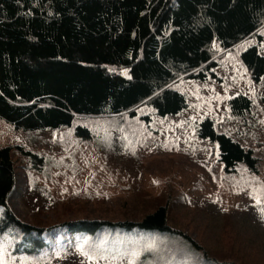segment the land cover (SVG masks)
I'll list each match as a JSON object with an SVG mask.
<instances>
[{"label":"rangeland","instance_id":"obj_1","mask_svg":"<svg viewBox=\"0 0 264 264\" xmlns=\"http://www.w3.org/2000/svg\"><path fill=\"white\" fill-rule=\"evenodd\" d=\"M253 44L264 55V27L225 51L214 43L218 78L175 80L173 87L188 102L175 114L159 115L144 103L135 116L85 117L39 129L0 118V146H10L15 166L9 205L22 221L50 226L138 220L163 205L169 225L200 245L192 257L169 235L89 236L56 228L43 234L55 247L36 257L12 256L0 236L4 264H264V75L255 82L240 59ZM238 93L252 100L243 116H235L229 103ZM206 116L218 131L253 150L256 173L243 162L225 171L217 143L198 134ZM77 124L91 135L77 134Z\"/></svg>","mask_w":264,"mask_h":264},{"label":"trees","instance_id":"obj_2","mask_svg":"<svg viewBox=\"0 0 264 264\" xmlns=\"http://www.w3.org/2000/svg\"><path fill=\"white\" fill-rule=\"evenodd\" d=\"M262 27L264 0H0V118L17 128L39 129L85 117L135 116L144 103L159 115L178 113L188 102L173 82L218 78L213 44L231 49ZM240 59L259 81L264 55L258 46H248ZM229 103L235 116H243L252 100L238 93ZM75 132L91 135L81 124ZM198 134L217 143L225 171H235L238 162L258 171L253 150L218 131L211 117L199 122ZM15 185L10 146H0V236L14 257L48 254L55 245L43 234L56 228L89 236L169 235L191 257L200 247L169 225L163 205L138 220L81 219L50 226L22 221L9 205Z\"/></svg>","mask_w":264,"mask_h":264},{"label":"snow or ice","instance_id":"obj_3","mask_svg":"<svg viewBox=\"0 0 264 264\" xmlns=\"http://www.w3.org/2000/svg\"><path fill=\"white\" fill-rule=\"evenodd\" d=\"M254 198L256 199L257 205L261 204V200L259 198H257V197H254ZM261 213H262V215H264V208H261ZM0 264H4L2 259H0Z\"/></svg>","mask_w":264,"mask_h":264}]
</instances>
